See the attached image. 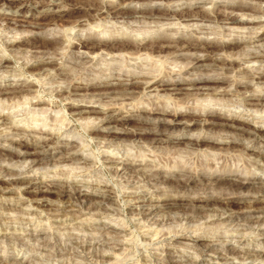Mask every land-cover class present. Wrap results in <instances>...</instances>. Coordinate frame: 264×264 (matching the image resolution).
<instances>
[{"label":"rangeland","instance_id":"374dc122","mask_svg":"<svg viewBox=\"0 0 264 264\" xmlns=\"http://www.w3.org/2000/svg\"><path fill=\"white\" fill-rule=\"evenodd\" d=\"M59 1L60 0H58V2ZM111 1H114L116 4H127L130 0ZM148 1L149 0H136L132 5L133 7L137 6V8H139L145 6L144 4ZM247 1L254 6L256 5L264 8V0H262V2L258 0ZM167 2L168 0H163L161 2H155V4L164 6ZM229 3L236 4L237 2L233 0H226L224 2L222 0H203V2L194 5L191 10L193 14L197 11H212L213 9L217 10V12L218 10L219 12L226 11L225 13H218L215 20L204 22L184 21L176 18L158 22L159 19L156 17L145 18V22H127L126 20H121L122 18L115 17V14L108 16L106 13H102L98 15V18L90 17V20L75 25L79 16L84 14L83 11L77 10L61 18L54 19L48 16L45 18V21L48 24L50 23V26H48L45 37L61 35L63 41L60 43L61 45L58 44V49L56 48V53L58 52V63L54 65H44L42 70L32 69L30 63L33 62L31 58L34 53L37 54L46 51L43 41L29 43L26 44V46H10L14 40L31 36L34 31H37L34 24L29 22L23 23L17 30H13L11 29L12 27L7 28L6 22L0 19V55L3 54L2 50L6 45V55L10 58L7 60L3 58V66L0 67V83L6 84L13 80L16 81L18 78L21 80H34L36 83L39 82L37 98L50 102V109L46 114L42 111V107H46V104L35 106L29 99L13 104L6 101L3 103L0 102V111L9 114L22 125L45 126L46 129L51 130L56 128V133L59 135L62 134L60 139L54 142L51 147L41 148L42 152L49 158L41 163V166H39L41 168L33 169L32 171L30 160H28V162L24 160L17 161L7 156L6 158H1L2 160L0 159V164L3 162L13 165L17 176L21 174L20 176L36 175L37 177H41L44 181L41 186L45 189L48 188L45 184L52 185L54 183L52 180L58 178L80 181L81 184L85 185L83 188L89 189L93 187L98 189L105 185L109 188H111V186L114 187V193L112 195L110 194L112 197H110L109 201L99 196L96 197L94 201L81 199V202L79 201L80 203H76L73 197H68V199L66 198L62 203L61 197L55 192L41 194V196L43 195V197H45L43 198L45 201L48 199L49 202L52 201L54 204L59 205L61 209L59 213H61V216L58 217L52 215L55 211L49 210L45 207L46 205H42L41 202H44L42 199L36 200L35 194L32 192L22 191L18 193L14 191L3 195L0 194V261L2 258L6 257L12 264H103V262H100L95 256H92V254L94 255L97 253L98 255L105 254L111 256V260L104 264H170L167 260V251L172 250V255L174 256L172 259L173 263L182 260L183 264H187V261L188 264L190 261H196L197 264H264V253L261 257L253 256V254L252 257H249L247 254L248 252L255 254L256 250L260 251L264 248V234H262L264 230V221H256L257 219L253 217V215H258V213L250 210L252 212L248 213L249 215L247 217L245 215V217L243 216L228 221L226 217L229 212L223 214L221 209L215 210V208L211 207L203 208L199 217L191 221L185 219V212L192 214L195 206L199 207L201 204V202L193 201V199H197V197H200L203 201L208 200L207 198L212 199V197H224L226 195L235 196L237 198L245 197L243 198L244 201L247 198L246 201L254 200L255 197L256 199L257 197L264 199V195L258 194L259 184L246 188L241 192L242 194H217L218 196L216 194H200L202 192V187L208 186L207 184L211 182L210 180L217 176L220 178L218 174L220 170H223L225 167L238 169L240 171H250L256 177L264 179V170L262 171L259 167L263 162L255 151H252L250 148L243 149L242 146L236 145L233 146L229 152H223V155L222 153H218L215 148L209 149L211 150L210 153L203 148L200 150L199 154H197L198 151L195 154L189 152H180L178 153L179 155L176 154L174 157H177L178 160L182 159L183 163L185 162L187 166H196L192 160L196 161L200 158L202 161L204 159L203 162H205V164L208 161L211 163L212 167L204 165L207 169L212 168L218 171L204 183H202L199 178L198 182L197 179L194 180L190 184V188L188 187L182 190V194L176 193L174 185L177 183L174 182V179L168 184H155V182H151V184L147 186L143 184L142 176L140 177V175L133 173H129L125 176L131 178V181H134V188L124 189V183H122L124 179L117 176L116 167L106 161L107 154L110 153L114 156H122L121 160L125 163H130L131 161L142 163L147 161V163L151 162L161 166V161L158 157L162 151V144L159 142L152 143L149 140L146 142L139 139L134 141L131 135H123L121 139L117 140V146L115 145L110 148L104 147L105 143H100L101 141L103 142L101 137L90 136L88 130L84 129L81 125L85 123V126L88 125V123L85 122L86 120H84V117L87 115L72 114L70 117L68 115L69 100L65 97H55L57 90L67 85V80L70 79L79 80V82L85 81L86 83L90 82L91 78L97 80L95 78H99L103 75V79L106 81L117 82V79L106 76L115 68H117V70L132 69L137 71H163L171 68L177 71L188 63V57L182 58L183 56H180L179 60L177 59V61H175L176 57L170 54V50L155 53V55H162V58L158 56L149 57L147 54L143 53L140 57L141 59L139 58L138 61L130 59L129 56L124 53L118 52L114 54H107L105 52L90 54L88 59L83 60L85 62L76 60L75 55L71 53L69 40H77L80 36L91 35V33L96 30L101 32L99 34L93 33V35L103 38L108 36L110 30L116 33L117 31L121 32L122 29L125 30L127 34L133 35L136 39H142L144 36L151 35V33L157 30L167 31V29L169 33H176L177 31L179 34H192L202 39L222 37L225 40H231L234 37H242L248 40L251 37H259L264 31V13L258 10L256 11L254 8H245L242 10L237 7L235 9L236 13L245 20L253 19L255 21H260L262 28L260 26L241 28L240 20H237L235 23L226 24L224 22V16L227 14V11L233 10V7L226 5ZM182 6H186V4ZM174 8H179V6L177 7L175 3ZM17 10L18 8L10 4L8 0H0V14H12V12L15 13ZM50 10L51 7L37 5L34 8L25 10L22 17L29 19V21H34L35 16L44 11L49 12ZM97 19L101 20L97 21ZM90 23H99L100 26L91 29V31L90 27L93 25ZM185 24L189 25L185 26ZM73 25L75 26L73 27ZM84 28L89 29L81 32L80 29ZM234 46L236 50H243L246 46L244 49L256 51L258 54L261 52V49L264 48L255 49V47L250 46L249 43L243 42L234 44ZM83 50L85 49L81 51ZM247 56V59L241 61V67H237L234 71H226L224 75H228L230 78L237 75L236 77L241 79L247 74L244 71H239L242 68H264V60H253L249 55ZM27 59L30 61L28 62ZM127 61L130 62V65ZM205 64L204 67L201 66L194 69V73L191 72L190 74H186V76L190 79H195L201 75L200 73L212 76V74L214 75L216 72L222 71L219 64L214 63V61L207 60ZM60 65L62 67L64 66V74L59 72L58 67ZM30 68L33 74L26 72L28 69L31 70ZM21 71L24 72V75ZM65 72H67V74ZM14 74H16V76ZM254 82H256V80H254ZM201 84L208 83L204 82ZM132 87H135L134 89L136 90H139V88L141 90V85L139 83L133 84ZM185 87L190 89L191 85H185ZM252 88L254 92H264V82H257ZM147 92L149 93V91H145V93ZM152 93L154 94V92ZM113 97L115 99L118 95L116 96V93L111 92L107 97H103L101 100H98V97L91 96L85 98L78 97L80 100L78 103L80 105H93L100 108L113 107L112 105L107 106ZM145 97L148 98L152 96L143 94L141 100H144ZM89 98H93V102L90 103L85 101V99L88 100ZM208 99L210 100L211 98ZM205 103L208 104V102L204 100L203 104ZM216 103L218 104L215 107L219 109L222 108L223 112L236 114L240 116L243 121L261 126L263 127L261 131L264 132V119L258 117L254 118L255 116H260V113L252 112L254 115L248 116L246 112L242 113L243 108H237L236 105H230L222 100ZM223 103L225 104L223 105ZM50 112L51 115H56L57 118H60L63 114H65L67 118L70 117L71 119L65 121V123L69 122V125H63V127L59 129L60 123L56 125V123L51 121ZM91 115L97 117L101 115V112L91 113ZM79 118L80 120H78ZM90 121H93V119ZM10 126V123L6 124L0 120V147L19 151L20 147L16 145L15 141H17V139L21 141L27 139L21 136H14L12 140L11 138L13 135L11 133L12 131L9 129ZM198 128L199 126H196L194 130L188 132V135L197 133ZM109 129L111 133H114L113 131L115 129L112 125L109 126ZM229 129L231 130V128ZM7 135L10 136L9 139L5 137ZM35 135L39 136L38 133ZM184 137V141L186 142L187 136L185 135ZM28 141L30 142L31 138H28ZM67 141L69 142L68 145L66 143ZM248 146L251 145L248 144ZM183 147H186L185 144L182 145V148ZM256 149L264 151V145L261 143ZM3 153L6 154V152ZM72 156L74 159H71ZM128 157H130V159H127ZM189 161H191V163L187 164ZM60 169H63L66 174L56 175V171ZM12 177L13 175L4 176L6 179ZM221 182L223 183L220 186L215 187V193L228 191L227 189L230 190L229 181L223 180ZM184 192L186 194H183ZM143 196H145L148 201L145 202V205H138L137 201H140V199L142 200ZM67 200L70 202L66 203ZM167 202L171 203L172 206L165 207L164 203ZM180 202L183 203L181 206H179ZM96 203L99 207L95 209L93 206ZM259 204L264 205V201L259 202ZM147 208L148 210L150 209V212L154 211L149 218L141 214L144 210H147ZM262 213L264 214V209ZM201 235L206 236L207 242H213L217 248L219 247L218 250H221L220 247L222 246L225 248H235L236 250L242 249L243 252L241 251L239 255L231 256L227 253L223 255H227L226 258H218V254L212 251L207 254H202L195 247L192 240V238ZM90 243H98L97 249L90 248ZM117 243L124 245L134 244L135 247H138L139 251L130 260L120 262L113 248ZM85 244L88 249L84 247ZM245 251L247 252L246 254ZM144 256H146L149 261H146ZM188 258L190 259L188 260ZM4 262L6 261H2L0 264H5Z\"/></svg>","mask_w":264,"mask_h":264},{"label":"bare ground","instance_id":"6f19581e","mask_svg":"<svg viewBox=\"0 0 264 264\" xmlns=\"http://www.w3.org/2000/svg\"><path fill=\"white\" fill-rule=\"evenodd\" d=\"M8 1L10 4L15 5L18 10L15 13L12 12V14H0V19L6 22V25L8 26L7 28L12 27L11 29L17 30L20 25L27 22L34 24V26L37 28V31H34L31 36L14 40L10 46H26V44L29 43L43 41L46 47V51H42L37 54L34 53L32 55L31 61L33 60V62L30 63V67L34 70H42L44 65H54L58 63V52L56 53V48L58 47V44L61 45L60 43L63 41V37L61 35L45 37L48 26H50V23L48 24L45 21V18L48 16L54 19L61 18L66 14L77 10L83 11L84 14L79 16L78 19L76 18L77 20L75 25H79L90 20V17L98 18V15L102 13H106L108 16L115 14V17L117 16L118 18H122L121 20H126L127 22H145V18L153 17L158 18V22H162V20L171 18L184 21L188 20L204 22L213 21L216 19L218 13L226 12H219V10L217 12V10L213 9L212 11H197L193 14L191 11L193 6L197 3L203 2V0H168L164 6L155 4V2H161L163 0H149L146 4H144L145 6L139 8H137V6L133 7L132 5L136 0H130L127 4H116L111 0H60L59 2L58 0ZM222 1L224 2L226 0ZM233 1L237 3L226 4L227 6L233 7V10L227 11V14L224 16L225 21H223L226 24L235 23L237 20H240L241 28L261 27L262 24L260 21H255L253 19L245 20L244 18L240 17L238 13H236L235 9L237 7L241 8L242 10L245 8H254L256 11L258 10L264 13V8L256 5L254 6L247 0ZM258 1L262 2V0ZM175 3L177 7L179 6V8H174ZM184 4H186V6H182ZM37 5L51 7V10L49 12L44 11L43 13L35 16L34 21H29V19L22 17L25 10L34 8ZM98 20L101 19H97V21ZM75 25H73V27ZM92 25L93 26L90 27V30L100 26L99 23H93ZM187 25L189 24H185V26ZM88 29L89 28H84L80 30L83 32V30L87 31ZM100 32L101 31L96 30L93 33L99 34ZM117 32L114 33L110 30L108 32V36L105 38L93 35V33L90 32L91 35L80 36V38L77 40L70 39L69 47L71 53L75 55L76 60L81 62H85L83 60L88 59L90 54L99 52H105L107 54H114L115 52L124 53L128 55L130 59L138 61L143 53L147 54L149 57L158 56L162 58V55H155V53H160L166 50H170V54L176 57L175 61H177V59L179 60L180 56H183L182 58L188 57L189 59L188 63L182 69L177 71L171 68L163 71H137L132 69L117 70V68H115L113 70L111 69L112 71L106 76L117 79V82H108L103 79V75H101L99 78H95L97 80H93L94 78H91V81L86 83L85 81L79 82V80L76 81L72 79V81L70 79L71 81L67 80V85L62 86L60 90H57V93L55 94L56 98L65 97L69 100L68 115L70 117L72 114L87 115L84 117V120H86L85 122L88 123V127L85 126L86 123L81 125L84 127V129L88 130L90 136L101 137L103 142L101 141L100 143H105L104 147L110 148L115 145L117 146V140L121 139L123 135H131V137L134 138V141L137 139L144 140L143 142L149 140L152 143L159 142L162 144L163 147H161L160 144L162 151L158 157L161 161V166L151 162L147 163V161L142 163L134 161L125 163L123 160H121L122 156H114L110 153L107 154L106 161L109 164L115 166L117 176L124 179L122 182L124 183V189L134 188V181H131V178H127L125 176L129 173L140 175V177L142 176L143 184H146L147 186L150 185L151 182H155V184H168L172 182V179H174V182L177 183L174 185L177 194H182V190L184 188H188L190 184L196 179L197 182L199 180H201L202 183L206 182L218 172L212 168L209 169H212L213 171L209 170L204 166L209 165L212 167L209 161L205 164V162H203L204 159L203 161L200 158H198L196 161L192 160L196 164V166L192 167L187 166L185 162L183 163L182 159L178 160L177 157H174L180 152H189L195 154L198 151L197 154H199L200 150L203 148L208 150L209 153L211 152L209 149L215 148L217 149L218 153H222V155L223 152H229V150L236 145L242 146L243 149L250 148L252 151L257 153L258 157H260V160L263 162V164L259 167L262 171L264 170V151L256 149L261 143L264 145V132L261 131L263 127L243 121L240 116L223 112L222 108L219 109L215 107L218 104L216 102L222 100L230 105H236L237 108H243L242 113L246 112L248 116H253V113L255 112L260 113V116H255L254 118L258 117L264 119V92L252 91V87L257 82H264V68H242L239 71H244L247 74L241 79L237 78V75L232 78H230L228 75H224L226 71H234V69L237 67H241V61L247 59V55H249V57L253 60H264V31L259 37H251L248 40H245L242 37H234L231 40H225L222 37L202 39L200 37H195L192 34H179L177 31L176 33H169L168 29L167 31H154L151 33V35H146L142 39L134 38L133 35L127 34L123 29L121 32ZM240 42L249 43L250 46H254L255 49L263 48L261 49L262 53L260 52L258 54L256 51L244 49L246 46L243 48V50H236L234 44ZM82 49L85 50L81 51ZM6 50L7 46L5 45L2 50L3 54L0 55V67L3 66V58H6V60L10 59L9 56L6 55ZM27 60L28 62L30 61L29 59ZM207 60H211L214 61V63L219 64L222 71L216 72L214 75L212 74V76H209V74L205 75L204 73H200L201 75L195 79H190L186 76V74H190L191 72L194 73V69H197L201 66L204 67V65H206L205 61ZM128 64L130 65V62H128ZM63 68L64 66L62 67L61 65L58 67L59 72L62 74H64L65 71ZM32 69H28L26 72L33 74ZM21 73L24 75L23 71H21ZM65 73L67 74V72ZM14 75L16 76V74ZM254 80H256V82H254ZM204 82H207L208 84H201ZM135 83H139L141 85V90L140 88L139 90H136L134 89L135 87H132V85ZM185 85H191V88L189 89L188 87H185ZM38 86L39 82L36 83L34 80L29 81L28 79L21 80L20 78H18L16 81L13 80L6 84L0 83V102L3 103L6 101L13 104L29 99L35 106H42L43 104H46V107H42L43 113L46 114L50 109V102L39 100V98H37ZM145 91H149V93H145ZM111 92L116 93V96L118 95V97L115 99L113 97V101L111 100V102H109L107 105H112L113 107L100 108L93 105H80L78 103L80 101L78 97L85 98L91 96L98 97V100H101L103 97H107ZM152 92H154V94ZM143 94L152 97H145L144 100H141ZM208 98L211 99L209 100ZM202 100H205L208 102V104H203ZM85 101L91 103L93 102V98H89L88 100L85 99ZM225 103H223V105ZM96 112H101V115L93 117L91 113ZM49 114L53 123H56V125H59L60 123L59 129H61L63 125H69V122L65 123V121L71 118H67L65 114H63L60 118H57L56 115H51V112ZM80 118L78 120H80ZM91 119H93V121H90ZM0 120L6 124H11L9 129L12 131V140L14 136H21L27 139L23 141L17 139V141H15L16 145L20 147L19 151H13L10 148L5 149L0 147V159L3 157L6 158L7 156L12 160L16 159L17 161L24 160L28 162V160H30L32 171L33 169L41 168L39 167L41 166V163L49 159L48 156L42 152L41 148L44 149L51 147V145L54 142H57V140L62 136V134L59 135L56 133V128L51 130L46 129L45 126H25L17 122V120H15L9 114H5L1 111ZM110 125H112L115 129L113 131L114 133H111L109 129ZM196 126H199L198 132L188 135V132L194 130ZM229 128H231V130ZM36 133H38L39 136H36ZM185 135L187 136L186 142L184 141ZM5 137L9 139L10 136L7 135ZM28 138H31L30 142L28 141ZM66 143L67 145L69 144L68 141ZM183 144L186 146L185 148L183 147L184 149L182 148ZM248 144L251 146H248ZM3 152H6V154ZM71 159H74L73 156ZM127 159H130V157ZM189 163H191V161H189L187 164ZM0 165V194L3 195L14 191H17L18 193H21L22 191L32 192L35 194L36 200L42 199L44 202H39H41L43 206L46 205L45 207H47L49 210L55 211V213H52V215L57 217L61 216V213H59L61 212L59 205L54 204L52 201L49 202L48 199L45 201V199H43L45 197H43V195L41 196V194L55 192L61 197L62 203L66 200V198L68 199V197H73L77 203L79 201L81 202V199L94 201L95 198L99 196L103 197L106 201H109L110 197H112L110 194L112 195L114 193V187L112 186L109 188L107 185H105L104 187L98 189L94 187L89 189L83 188L85 185L81 184L80 181L61 178L53 179L52 181H54V183L52 185L45 184L48 186V188L45 189L43 186H41L44 183L41 177H37L36 175L20 176L21 174L17 176L15 167L13 165L5 164L3 162H1ZM63 174H66L63 169L56 171V175ZM7 175H13V177L9 179L4 178V176ZM218 175L220 178L217 176L210 180L211 182L207 184L208 186L202 187V192L198 190L201 192L200 194H242L241 192L246 188L255 184H259L258 194L264 195V179L256 177L250 171H240L238 169L225 167L223 170H220ZM223 180L229 181V186L231 187L230 190L227 189L228 191L215 193V187L220 186L223 183L221 182ZM183 194L186 193L184 192ZM142 198V200L140 199V201H137L138 205H145V202L148 201L145 196ZM241 198L226 195L224 197H212V199L207 198L208 200L204 199L206 201H203L200 199V197H197V199H193V201L201 202V204L199 207L193 204L195 206L194 211H192L193 213L189 214V212H185V219L187 221H191L196 217H199L203 208L212 207L215 208V210L221 209L223 214L229 212L226 217L228 221H232L235 218L243 216L245 217V215L247 217L249 215L248 213L252 211L258 213V215H253V217L257 219L256 221H264V214L262 213L264 205L259 204V202L264 201V199H261V197H257L256 199L255 197L254 200H250L249 198L250 201H246L248 199L247 198L244 201L243 198L245 197L242 199ZM68 202L70 201L67 200L66 203ZM182 204L183 203L180 202L179 206ZM164 206L171 207L172 204L167 202L164 203ZM93 207L96 209L99 207V205L96 203ZM149 210L147 208V210H144L143 212L141 211V214H144L145 217L149 218L154 212H150ZM262 234H264V230L262 231ZM192 240L200 253L207 254L208 252L212 251L218 254V258H226L227 255H223L227 253L231 256L239 255L241 251L243 252L241 248V250H236L235 248H225L222 246V248L220 247L221 250H218L219 247L217 248L213 242H207L206 236L202 235L194 237ZM97 246L98 243H92L90 248L97 249ZM84 247L88 249L86 244ZM113 248L117 257H119L120 262L124 260H130L139 251L138 247H135L134 244L124 245L117 243ZM246 251L245 254L247 253ZM167 252V260L170 262V264H183L182 260L173 263L172 259L174 256L172 255V250H168ZM263 253L264 248L260 251L256 250L255 254L249 252L247 254L249 257H252V254L253 256L261 257ZM92 256H95V258H97L100 262H103V264L111 260V256L105 254L98 255L96 253L94 255L92 254ZM144 258H146V261H149L146 256H144ZM189 259L190 258H188V260ZM2 261H6L4 262L5 264H12V262H10V260H8L6 257L2 258L0 263ZM189 264H197V262L190 261Z\"/></svg>","mask_w":264,"mask_h":264}]
</instances>
